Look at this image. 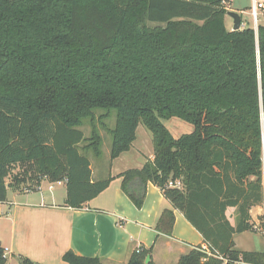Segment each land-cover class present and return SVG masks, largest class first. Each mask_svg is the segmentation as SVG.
<instances>
[{"label":"trees","instance_id":"16d2710c","mask_svg":"<svg viewBox=\"0 0 264 264\" xmlns=\"http://www.w3.org/2000/svg\"><path fill=\"white\" fill-rule=\"evenodd\" d=\"M228 6L0 0V203L8 188L46 180L64 182L66 206L82 208L113 180L92 181L89 156L101 157L99 128L112 137L113 161L131 149L142 125L153 160L118 178L137 209L147 183L160 189L171 209L160 214L157 232L171 235L176 210L202 236L211 255L195 247L177 264H264V253L234 250L233 241L264 234V217L255 229L250 216L264 202V26L228 30ZM112 110L116 122L108 129ZM172 118L192 131L173 138L163 124ZM85 122L88 138L78 129ZM16 166L22 169L13 174ZM134 181L140 191H129ZM150 255L138 248L127 264H155L145 263ZM6 261L0 245V264ZM62 261L100 264L70 251Z\"/></svg>","mask_w":264,"mask_h":264},{"label":"crops","instance_id":"0c3cea01","mask_svg":"<svg viewBox=\"0 0 264 264\" xmlns=\"http://www.w3.org/2000/svg\"><path fill=\"white\" fill-rule=\"evenodd\" d=\"M226 1L231 4V1ZM252 5L241 13L248 14ZM241 27L251 28L249 22L242 20ZM172 123L167 129L173 138H179L183 128L190 132L180 122L172 120ZM101 154L104 165L95 160L90 161L92 181L108 177L113 180L100 195L80 209L66 206V187L63 182L56 184L43 180L37 188L38 192H27L24 187L13 189L12 196L8 194V188L6 201L0 203V245L5 250L6 264L10 258L16 264L19 258H27L37 264H66L62 256L69 251L80 257L98 258L100 264H127L131 254L138 248L151 249L150 258L155 264H177L193 248L206 246L202 236L176 210H172L174 223L170 236L155 230L160 214L171 209L158 187L146 184L140 209L121 189L120 174L141 169L147 161L153 160L152 138L148 133L139 132L138 126L131 149L113 161L110 159V149H107V158L104 150ZM9 182L7 179L6 183ZM45 183L50 185L46 188L48 191H53L54 186L58 185L64 187V192L58 199L48 192L47 199L43 194ZM23 189V193H20ZM130 190L140 191L139 183L134 181L130 184ZM227 214L234 223V210L229 209ZM250 216L257 229L259 218L264 217V202L262 206L252 208ZM236 236L233 238L234 250H237Z\"/></svg>","mask_w":264,"mask_h":264},{"label":"rangeland","instance_id":"374dc122","mask_svg":"<svg viewBox=\"0 0 264 264\" xmlns=\"http://www.w3.org/2000/svg\"><path fill=\"white\" fill-rule=\"evenodd\" d=\"M229 1H231V4L229 3L228 13L229 12L238 13L241 17L242 22H249V25L252 28L253 27V21H252L251 16L246 14V13H241L242 10L246 11L247 10L246 8H249L252 5V0H229ZM230 8H233V9L239 8V10L233 11V10H230ZM258 24L264 26V13L261 14V16L259 17ZM225 26L228 30H231L233 27L232 19L229 16H226V18H225ZM95 113L101 114L102 111L97 110V111H95ZM172 120H176V121L180 122L181 124H183V126L190 129L189 130L190 132L192 131V125H190L184 121H181L180 119H177V118L167 120V121H163L164 126L169 129L173 124ZM115 122H116V111L112 110L110 112L109 118L105 121L106 127L108 129H113L115 126ZM78 129L83 132V134L86 138H88L90 136V126L87 122L84 123L83 127H80ZM140 131L141 132L144 131V132L148 133L149 136L151 137L150 133L142 125H139V132ZM190 132H188V130H185V128H183L181 135L188 134ZM99 133L103 139L101 151L104 150L105 158H107L106 157L107 156V149H110V147H111L112 137L104 129L99 128ZM89 159H90V161L95 160L96 162H99L102 165H104V159H103L102 154H101L100 159H98V161L91 155L89 156ZM21 169L22 168L20 166H16L13 173H15V172L18 173V172H20ZM8 180H10V178H8ZM49 186L50 185L48 183H45V185H44L45 192H43V194L46 195V198H47V195H49L51 193L53 196H55L58 199L62 195V193L64 192V187L58 186V185L54 186L53 191H48L46 188H48ZM24 187H25V191H27V192H35V191L38 192L36 185L33 183H27V184L21 186L20 189H22ZM13 191H14L13 189H10L8 194L10 196H12ZM23 191H24V189L20 193H23ZM48 192H50V193H48ZM1 221H2V219L0 220V227H2ZM235 248L238 251H252V252L264 253V235H262L260 233H254L252 231L246 232L243 234H239L236 236V239H235ZM7 264H16V262L14 259L10 258V259H8Z\"/></svg>","mask_w":264,"mask_h":264},{"label":"built area","instance_id":"2783aa9c","mask_svg":"<svg viewBox=\"0 0 264 264\" xmlns=\"http://www.w3.org/2000/svg\"><path fill=\"white\" fill-rule=\"evenodd\" d=\"M263 13H264V0H253V5L250 8V10L248 11V14L252 18V21H253V30H254L255 33L257 32V27H258L257 23H258L259 17ZM243 27H245V25ZM241 29H242V27H241ZM61 183L62 182H58L56 184H61ZM168 187H170V188H176V189H181L182 188V184L179 181H175V182L169 181L168 182ZM202 250L208 256L211 255L210 252L207 250V247L206 246L204 248H202Z\"/></svg>","mask_w":264,"mask_h":264},{"label":"water","instance_id":"95a60500","mask_svg":"<svg viewBox=\"0 0 264 264\" xmlns=\"http://www.w3.org/2000/svg\"><path fill=\"white\" fill-rule=\"evenodd\" d=\"M227 16H229L232 19L233 27L232 31L239 30L241 28V17L239 14L235 12H229L227 13ZM150 261V256L146 257L145 263H148Z\"/></svg>","mask_w":264,"mask_h":264}]
</instances>
